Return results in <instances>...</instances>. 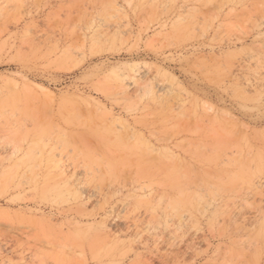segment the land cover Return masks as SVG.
I'll use <instances>...</instances> for the list:
<instances>
[{
  "label": "rangeland",
  "instance_id": "rangeland-1",
  "mask_svg": "<svg viewBox=\"0 0 264 264\" xmlns=\"http://www.w3.org/2000/svg\"><path fill=\"white\" fill-rule=\"evenodd\" d=\"M0 264H264V0H0Z\"/></svg>",
  "mask_w": 264,
  "mask_h": 264
},
{
  "label": "bare ground",
  "instance_id": "bare-ground-1",
  "mask_svg": "<svg viewBox=\"0 0 264 264\" xmlns=\"http://www.w3.org/2000/svg\"><path fill=\"white\" fill-rule=\"evenodd\" d=\"M233 160H234V159H233ZM233 162L238 163L239 161H237V160L235 161V160H234ZM234 165H236V164H234ZM233 169H234V168H233ZM240 169H242V168H240ZM236 170H237V169H236ZM230 174H231V173H230ZM236 174H237V173H236ZM231 175H232V174H231ZM175 176H176V175H175ZM233 176H234V175H233ZM178 177H179V176H178ZM172 178H173V176H172ZM172 178H171V179H172ZM176 178H177V177H176ZM232 178H233V177H232ZM236 178H237V176H236ZM173 179H175V178H173ZM177 179H178V178H177ZM177 179H175V180H177ZM202 179H203V178H202ZM233 179H234V178H233ZM250 179H251V178H250ZM203 180H205V179H203ZM205 181H207V180H205ZM208 182H209V181H208ZM204 185H205V184H204ZM262 188H263V187H262ZM183 191H184V190H183ZM183 191L181 190V192H183ZM169 202H170V201H169ZM173 202H174V201H173ZM169 204H170V203H169ZM177 205H178V204H177ZM171 207H172V206L170 205V208H171ZM176 207H178V206H176ZM172 208H174V207H172ZM178 208H179V207H178ZM175 209L177 210V208H174L173 210H175Z\"/></svg>",
  "mask_w": 264,
  "mask_h": 264
}]
</instances>
